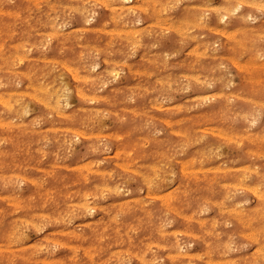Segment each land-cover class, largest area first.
Masks as SVG:
<instances>
[{
	"label": "clouds",
	"instance_id": "obj_1",
	"mask_svg": "<svg viewBox=\"0 0 264 264\" xmlns=\"http://www.w3.org/2000/svg\"><path fill=\"white\" fill-rule=\"evenodd\" d=\"M0 264H264V0H0Z\"/></svg>",
	"mask_w": 264,
	"mask_h": 264
}]
</instances>
